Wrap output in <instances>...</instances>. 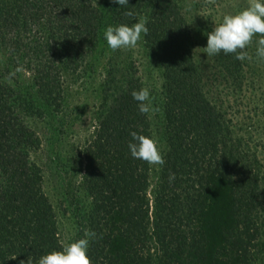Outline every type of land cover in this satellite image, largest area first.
<instances>
[{
  "label": "trees",
  "instance_id": "trees-1",
  "mask_svg": "<svg viewBox=\"0 0 264 264\" xmlns=\"http://www.w3.org/2000/svg\"><path fill=\"white\" fill-rule=\"evenodd\" d=\"M92 3L0 0V50L33 81L29 92L0 81V264H38L83 238L85 229L97 234L87 252L92 264H264V196L258 192L264 167L244 160L225 119L210 105L209 84L187 64L185 27L169 16L156 25L155 8L143 39L163 74L165 163L152 177L149 164L130 155V133L150 137L151 119L132 98L141 87L127 78V68L122 81L102 84L96 132L81 154V186L90 202L72 200L75 227L70 233L58 227L41 170L30 160L39 137L24 120L55 103L61 71L101 57L104 24L128 25L135 18L137 7L113 2L93 16ZM88 27L97 33L84 34ZM236 61L221 55L223 75H234Z\"/></svg>",
  "mask_w": 264,
  "mask_h": 264
},
{
  "label": "rangeland",
  "instance_id": "rangeland-1",
  "mask_svg": "<svg viewBox=\"0 0 264 264\" xmlns=\"http://www.w3.org/2000/svg\"><path fill=\"white\" fill-rule=\"evenodd\" d=\"M92 2L93 16L103 4L105 7L113 4L110 0ZM248 3L249 0H128V5L122 7H137L135 18L130 20L129 26L138 22L141 16L147 17L149 11L155 8L151 18L155 16L156 25L169 16L174 25L185 27L190 43V63L187 64L191 67L193 63L203 76V83L209 84L207 97L210 105L225 119L239 151L244 153V160L255 163L256 159V163L258 160L264 167V61L255 57L253 45L247 49L253 60H237L239 67L236 66L234 75L228 77L223 75L224 70L218 65L224 54L221 52L207 57L203 52L207 46V34L221 22L222 17L238 13ZM63 16L66 18L65 13ZM63 16L60 18L64 20ZM108 26L114 27L116 24H104L102 30ZM161 31L158 29L156 33ZM90 32L94 35L97 33L96 28L88 27L84 34L92 35ZM153 51L150 46L146 47L143 34L135 48L112 51L106 44L98 60L84 62L77 70L61 71L57 82L59 96L55 103L43 104V109L39 111L41 114H33L24 120L39 137L38 148L33 150L30 160L41 170L44 192L53 205L58 227L63 233H70L69 228L75 227L72 226L74 220L69 208L73 201L83 206L90 202L81 186L84 173V156L81 154L96 132L104 81H122L124 72L131 68L127 78L138 81L141 88H148L153 105L160 109L155 114L149 113L150 138L158 142L162 154L166 148L164 80L162 69L155 57L150 56ZM8 61L7 52L0 50V81L6 84L17 82L24 91L29 92L33 83L32 75L12 68ZM107 70L109 78H106ZM228 85L231 87L228 88ZM111 91L115 93L113 88ZM149 167L154 177L160 166ZM260 177L258 192L264 196V174ZM260 223L258 220V227Z\"/></svg>",
  "mask_w": 264,
  "mask_h": 264
},
{
  "label": "clouds",
  "instance_id": "clouds-1",
  "mask_svg": "<svg viewBox=\"0 0 264 264\" xmlns=\"http://www.w3.org/2000/svg\"><path fill=\"white\" fill-rule=\"evenodd\" d=\"M111 2L119 6L128 5V0H111ZM125 15L131 17L133 13L126 12ZM146 24L147 17L141 16L138 22L131 26L126 24L116 27L108 26L103 32V37L112 51L135 48L142 34H148ZM253 45L255 57L264 61V0H249L247 7L238 13L225 14L221 22L207 34V46L203 48V52L207 57H213L222 52L225 55L234 54L238 61H252L253 56L247 49ZM131 95L137 102L141 114H155L160 111L153 105L148 88L133 91ZM130 136L128 149L133 159L153 167L164 165V157L155 139L137 132H131ZM174 179L175 174H170L169 182ZM96 236L94 231L85 229L83 238L68 244L61 251H53L42 256L38 264H92L87 252L90 241Z\"/></svg>",
  "mask_w": 264,
  "mask_h": 264
}]
</instances>
